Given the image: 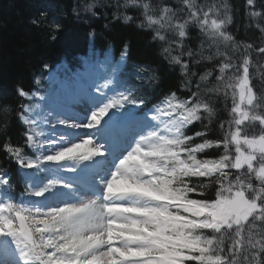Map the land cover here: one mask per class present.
<instances>
[{
    "label": "snow or ice",
    "instance_id": "6c2138e0",
    "mask_svg": "<svg viewBox=\"0 0 264 264\" xmlns=\"http://www.w3.org/2000/svg\"><path fill=\"white\" fill-rule=\"evenodd\" d=\"M242 8L258 42L228 30L240 11L231 0L72 8L146 30L180 80L154 95V74L119 78L125 44L116 63L85 61L64 79L43 75L45 63L31 88L17 86L23 141L0 142V153L25 187L18 201L0 166V264H264V92L253 85L264 0ZM46 17L30 22L55 40L63 25Z\"/></svg>",
    "mask_w": 264,
    "mask_h": 264
},
{
    "label": "trees",
    "instance_id": "16d2710c",
    "mask_svg": "<svg viewBox=\"0 0 264 264\" xmlns=\"http://www.w3.org/2000/svg\"><path fill=\"white\" fill-rule=\"evenodd\" d=\"M84 3L85 0H0V142L7 139L22 143L25 126L16 114L20 99L16 89L17 86L31 88L34 79L42 74L45 63L49 65L43 72L45 76L51 67L62 62L69 71L82 68L85 61L95 62L106 57L116 63L127 44L128 57L121 63L118 76L127 74L130 84L140 85L154 74L158 79L154 88L146 89L150 94L175 90L180 80L179 71L160 56L159 48L146 30L125 25L122 21L105 20L102 14L97 19L81 12L78 19L72 8ZM231 3L240 11L234 14L228 30L238 40L258 42L259 33L255 29H245L243 0H231ZM100 11L103 13L104 10ZM41 12L47 13L48 21L57 19L62 23L55 40L50 38L46 24L37 27L30 22L39 18ZM140 67L153 71L141 73L137 71ZM253 85L258 93L264 92V75H254ZM199 128L200 125L196 124L190 130L194 132ZM209 154H215V150H209ZM0 166L8 168L15 177L16 194L23 178L17 175L15 165L3 153H0ZM208 195L214 196V188L208 189Z\"/></svg>",
    "mask_w": 264,
    "mask_h": 264
}]
</instances>
